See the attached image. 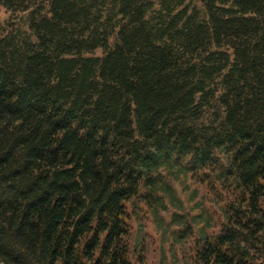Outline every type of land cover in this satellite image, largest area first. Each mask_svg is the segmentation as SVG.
Here are the masks:
<instances>
[{
	"label": "trees",
	"instance_id": "trees-1",
	"mask_svg": "<svg viewBox=\"0 0 264 264\" xmlns=\"http://www.w3.org/2000/svg\"><path fill=\"white\" fill-rule=\"evenodd\" d=\"M198 1L0 0V264H133L163 171L223 202L182 264H264V0Z\"/></svg>",
	"mask_w": 264,
	"mask_h": 264
},
{
	"label": "rangeland",
	"instance_id": "rangeland-1",
	"mask_svg": "<svg viewBox=\"0 0 264 264\" xmlns=\"http://www.w3.org/2000/svg\"><path fill=\"white\" fill-rule=\"evenodd\" d=\"M201 6L198 0H189ZM24 14L0 7V25L24 27ZM167 187L157 188L155 201L139 198L128 206L133 264H182L205 233L215 232L223 219V202L189 176L174 179L162 173ZM223 200V199H222ZM142 255L138 263L136 253Z\"/></svg>",
	"mask_w": 264,
	"mask_h": 264
}]
</instances>
